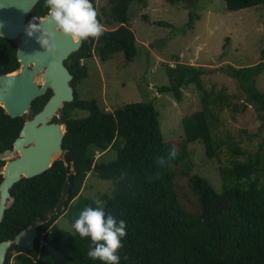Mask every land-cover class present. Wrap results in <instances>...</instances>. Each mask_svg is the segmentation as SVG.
I'll return each instance as SVG.
<instances>
[{
	"label": "trees",
	"instance_id": "trees-1",
	"mask_svg": "<svg viewBox=\"0 0 264 264\" xmlns=\"http://www.w3.org/2000/svg\"><path fill=\"white\" fill-rule=\"evenodd\" d=\"M182 0H167L169 4ZM196 2L197 0H191ZM97 9L95 0H91ZM132 2L141 7L146 0H107L108 10L98 19L106 17L104 25L115 28L104 29L99 39L82 41L81 47L64 62L73 76L74 101L63 107V122L66 133L62 150L72 157L74 178L66 184L67 175L62 161L56 160L50 169L31 179H21L11 189L14 198L0 223V242L13 239L20 231L35 221L49 218L37 227V236L32 251L12 245L6 255L5 264H51L52 250L70 264H102L87 257L90 238L81 239L73 230L66 233L57 227L59 214H54L62 194L68 190L62 202L63 218L74 223L79 212L92 202H84L82 209L74 205L83 183L90 172L101 180H112L114 193L103 196L105 210L126 222V236L119 250L120 264H264V166L260 156L245 162L235 161L221 175L235 181L255 179L248 184H235L220 192L201 177H189L188 187L195 194L198 211H188L179 193L176 181V162L170 160L169 144L162 137L158 112L152 103H130L106 112L96 100H82L76 86L87 77L83 61L95 54L105 62L115 54L122 53L127 60L137 56L133 31L129 25V6ZM226 10L235 12L256 6L264 9V0H224ZM99 12V11H98ZM47 9L40 0L30 13L31 18L44 17ZM197 17L191 13L187 28L191 29ZM156 24V23H155ZM161 25V23H157ZM264 60V43L260 52ZM19 69L16 45L0 37V75ZM264 71V63L254 66L221 70L238 83L247 95V101L262 114L264 122V92L256 88L257 76ZM168 85L158 89L159 94H171L181 100L182 87L194 85L200 93V110L184 116L181 120L184 142H199L208 159L217 157L219 144L211 132L210 120L213 110L231 106L224 93L206 90L201 82L204 69L177 63L167 67ZM36 98L30 106V114L39 112L50 97ZM75 111H85L86 117H74ZM25 118L11 119L0 107V153L12 149ZM54 122H58L53 118ZM123 139L116 148V158L110 163L96 162L94 154L113 147L117 138ZM234 154L242 153L239 149ZM4 161L0 162L3 167ZM157 174L159 177L157 178ZM185 176L186 173H185ZM2 176L0 174V182Z\"/></svg>",
	"mask_w": 264,
	"mask_h": 264
},
{
	"label": "rangeland",
	"instance_id": "rangeland-1",
	"mask_svg": "<svg viewBox=\"0 0 264 264\" xmlns=\"http://www.w3.org/2000/svg\"><path fill=\"white\" fill-rule=\"evenodd\" d=\"M95 2L100 14L108 10L107 0ZM190 13L197 19L188 29ZM32 21L30 18L29 22ZM105 21L106 17L102 16L103 25ZM129 25L134 33L137 56L127 60L122 53H118L112 59L101 62L94 54L83 61L87 67V77L76 86L79 98L96 100L97 105L106 112L130 103L153 104L158 112L162 137L169 144V155L176 162V181L188 211L199 210L196 196L187 185L191 176L206 179L218 192L235 184L242 186L253 181L254 175L235 181L226 179L220 172L223 168H231L235 161L245 162L254 156H260L264 166L262 114L247 101V95L238 83L221 70L228 66L238 69L264 63V60H260L264 43L263 7L229 12L224 0H182L174 4H169L167 0H146L145 7L136 2L130 4ZM106 28L115 26L104 25ZM177 63L204 69L205 74L201 76L203 87L228 96L231 106L213 110L210 120L212 136L219 144L216 158L208 159L201 143L184 142L181 120L200 110V93L194 85L180 89V101H176L171 94L158 92L160 87L168 85L167 67L174 68ZM255 86L264 92V71L257 76ZM86 116L85 111L74 113L77 118ZM122 143L123 139L117 138L112 148L94 154L95 161H114L115 149L120 148ZM236 149L242 153L234 154L233 150ZM263 183L264 176L260 175L259 184ZM113 193L112 180H101L90 172L74 205L79 212L84 202H92L103 196L111 197ZM60 214L57 227L72 234V224L63 218V211ZM49 255L51 264H70L52 250Z\"/></svg>",
	"mask_w": 264,
	"mask_h": 264
},
{
	"label": "water",
	"instance_id": "water-1",
	"mask_svg": "<svg viewBox=\"0 0 264 264\" xmlns=\"http://www.w3.org/2000/svg\"><path fill=\"white\" fill-rule=\"evenodd\" d=\"M39 1L0 0V37L16 45V59L19 63L17 71L0 75V107L11 119H26L28 116L13 142L12 149L0 153V162L5 161L0 172V223L6 210L14 203L11 189L21 179L41 175L50 169L56 160L64 164L68 187L74 178L71 154L62 150L66 133L63 107L74 101V89L71 86L73 76L64 62L81 47L82 41L76 42L70 37L56 33L53 41L56 52L52 55L47 54L37 43L39 32L28 37L26 28L30 23V13ZM43 27L45 30L55 31L50 21L45 22ZM48 90L51 95L42 109L31 115V103L45 95ZM53 118L58 122H54ZM67 195L68 190H65L54 209V214L62 212V202L66 200ZM48 218L49 215L45 219L35 221L11 240L1 241L0 264H5L7 251L12 245L32 251L37 227L46 223Z\"/></svg>",
	"mask_w": 264,
	"mask_h": 264
},
{
	"label": "clouds",
	"instance_id": "clouds-1",
	"mask_svg": "<svg viewBox=\"0 0 264 264\" xmlns=\"http://www.w3.org/2000/svg\"><path fill=\"white\" fill-rule=\"evenodd\" d=\"M43 7L47 9V15L43 19L34 17L26 28V35L32 37L39 32L37 43L47 54L54 55L56 52L53 43L56 33L76 42L99 39L103 35L104 25L98 19L100 14L91 0H43ZM49 21L54 25V32L43 27ZM168 158L174 159L171 155ZM72 228L81 239L90 238L87 252L90 260H99L102 264H120L119 250L123 247L127 225L124 220L118 221L106 212L103 200L96 198L92 204L84 207L74 218Z\"/></svg>",
	"mask_w": 264,
	"mask_h": 264
}]
</instances>
